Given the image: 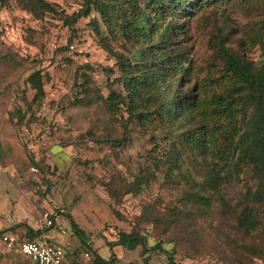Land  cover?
<instances>
[{"label": "rangeland", "instance_id": "1", "mask_svg": "<svg viewBox=\"0 0 264 264\" xmlns=\"http://www.w3.org/2000/svg\"><path fill=\"white\" fill-rule=\"evenodd\" d=\"M46 1L52 10L40 16L16 0L0 10V264H34L19 254V245L29 229L40 228L45 213L65 230L56 241L71 264H94L95 254L106 260L114 254L110 264H171L170 252L176 264H224L221 256L229 250L223 238L243 243L236 224L216 206L201 211L181 203L189 187L179 174L188 171L190 180L200 179L196 164L172 171L165 166L173 144L179 146L178 133L200 122L184 119L180 130L135 121L121 126L107 104L124 90L120 63L138 46L113 36L92 3L90 13L72 24L88 0ZM173 23L182 37L169 44L181 46L190 61L186 92H194L195 83L204 93L217 89L228 69L220 45L254 67L264 60V0L187 8ZM35 72L42 75V103L28 82ZM184 158L188 163V154ZM132 186L137 193L128 192ZM257 186L249 165L227 186V200L235 205ZM146 209L155 217L186 215L188 228L181 233L167 228L171 216L158 226L143 215ZM121 233L142 234L149 250L140 244L111 249L108 243H118ZM262 239L264 234L256 235ZM157 244L165 252L154 251Z\"/></svg>", "mask_w": 264, "mask_h": 264}, {"label": "trees", "instance_id": "2", "mask_svg": "<svg viewBox=\"0 0 264 264\" xmlns=\"http://www.w3.org/2000/svg\"><path fill=\"white\" fill-rule=\"evenodd\" d=\"M16 1L38 16L52 10L46 0ZM218 1L88 0V5L74 16L72 24L87 16L94 4L113 36L119 34L124 41L138 46L130 54V59L120 63L124 90L113 94L107 104L110 117L121 126L127 128L128 122L135 121L146 128L153 125L161 127L162 124L163 129L170 126L180 130L184 119L192 117L200 122V127H193L188 133H178L179 146L173 144L171 153L166 155L165 166L169 171L190 164L198 166V180H190L192 177L188 171L179 174L189 187L181 203L186 207L199 206L201 211L213 206L223 209L236 224V236L243 242L235 243L230 236L223 238V246L229 250L221 256L224 264H255L254 260L264 261V239L256 240L257 234H264V60L254 67L220 45L227 57L228 69L217 80V89L211 94L204 93L202 87L195 83V93H189L185 91V87L192 83L188 54L181 46L173 49L169 44L172 37L181 40V30L173 23L180 12L187 8L197 10ZM7 4L8 0H0V10ZM176 80L178 87L174 85ZM28 82L36 91L35 100L42 103L46 95L41 73L32 74ZM152 104L154 109L150 111ZM125 114L129 115L127 119H124ZM211 119L213 125L210 127ZM113 141L108 139L111 144ZM185 153L188 154V163ZM198 160L201 162L197 163ZM35 165L39 166V163ZM249 165L258 186L232 205L227 200V186L238 181L240 171ZM128 192L138 191L132 186ZM143 215L158 226L163 224L166 216H171L166 227L180 233L188 228L189 217L179 212L155 217L146 209ZM72 223L76 229L74 221ZM40 233V229H29L25 239L35 240ZM139 244L145 251L149 250L147 239L142 234L121 233L118 243L110 242L108 246L113 249L119 245L133 250ZM152 249L165 252L162 244ZM214 251L220 254L218 249ZM166 254L169 262L176 264L173 253ZM66 257L67 264H70L67 251ZM114 258V254L109 260L95 254L94 264H110Z\"/></svg>", "mask_w": 264, "mask_h": 264}, {"label": "built area", "instance_id": "3", "mask_svg": "<svg viewBox=\"0 0 264 264\" xmlns=\"http://www.w3.org/2000/svg\"><path fill=\"white\" fill-rule=\"evenodd\" d=\"M39 229L41 233L35 240H25L19 245V254L28 257L34 264H67L65 246L56 241L58 235L65 234L57 218L45 213Z\"/></svg>", "mask_w": 264, "mask_h": 264}, {"label": "crops", "instance_id": "4", "mask_svg": "<svg viewBox=\"0 0 264 264\" xmlns=\"http://www.w3.org/2000/svg\"><path fill=\"white\" fill-rule=\"evenodd\" d=\"M58 237V236H57ZM57 237H56V239H57ZM69 263H70V261H69ZM71 264V263H70Z\"/></svg>", "mask_w": 264, "mask_h": 264}]
</instances>
